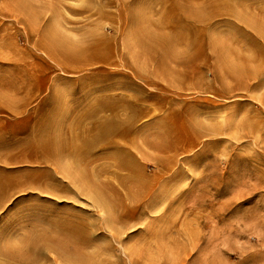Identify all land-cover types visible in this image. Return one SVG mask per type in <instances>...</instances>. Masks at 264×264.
<instances>
[{"label": "rangeland", "instance_id": "obj_1", "mask_svg": "<svg viewBox=\"0 0 264 264\" xmlns=\"http://www.w3.org/2000/svg\"><path fill=\"white\" fill-rule=\"evenodd\" d=\"M145 32L168 40L184 34L185 43L168 41L164 51L146 59L136 42ZM97 41L112 47V64L73 71V60L60 57L84 52ZM123 60L148 80L132 79L142 95H155L140 103L145 112L133 129L135 143L177 141L178 150L158 154L145 148L144 155L131 150L146 179L155 183L147 179L150 198L141 194L138 204L126 203L137 210L120 240L111 236L121 232L119 218L104 205L94 208L88 196L85 207L66 202L85 209L82 216L96 229L88 226L92 231L78 247L87 258L70 264H264V0H0V178L18 187L35 181L32 173L42 165L29 156V145L38 128L62 129L68 140L88 99L99 97L105 85L124 87L111 94L132 96L126 76L132 72ZM164 118L170 119V130L158 126ZM190 132L200 135L194 144ZM58 153L63 154L50 162L67 167L70 154ZM110 171L106 180L109 176L124 192L112 173L127 172ZM33 195L38 192L6 190L0 264H64L54 253L26 252L25 240L45 227L33 217L38 212ZM144 203L148 208L141 213Z\"/></svg>", "mask_w": 264, "mask_h": 264}, {"label": "bare ground", "instance_id": "obj_2", "mask_svg": "<svg viewBox=\"0 0 264 264\" xmlns=\"http://www.w3.org/2000/svg\"><path fill=\"white\" fill-rule=\"evenodd\" d=\"M217 5H218V2H217ZM176 6H177V4H176ZM213 6H214V4H213ZM225 7H227V6H225ZM12 8H14V7H12ZM176 11H177V9H176ZM183 13H184V11H183ZM174 14H176V12ZM210 14L211 13H209L208 15H210ZM186 16H188V15H186ZM202 17H203V15H202ZM194 18L196 19V17H194ZM194 18H193V20H194ZM197 18H198V16H197ZM204 18H205V16H204ZM207 20H208V18H207ZM194 22H195V20H194ZM158 27L160 28L162 26H158ZM234 29H236V28H234ZM189 30H191V29H189ZM225 38H228V37H225ZM183 39H185V36H184V34H180V33H175L173 38L170 40H168L166 37H164L162 35H159V33L158 34H152L150 32H145L143 35H136V42L141 47H143V56L146 57V59L148 58L147 55L152 56L151 54L154 51H157V49H161L162 51H164L165 50L164 47L166 45L169 46L168 44H171L168 41H173L174 43H176V42L180 43L183 41ZM187 39H188V37H187ZM104 42H106V41H104ZM104 42H103V44H104ZM188 42H186L187 43L186 48L189 47ZM97 43H98V41L96 43L93 42L89 46V48L86 49V51L81 52L79 54L73 53V55L71 54L68 56L64 52V53L60 54L61 55L60 57H62V56L64 58L68 57L71 61L73 60L72 64H74V66L71 64V68L73 71L82 70L85 68V66H88V65H94V64L110 65V64H112L110 59H109V57H111V56H109V54L112 52L111 51L112 47L109 49V47H110L109 44H108L109 47L108 46L104 47L105 45L104 46L101 45V46H103V47H101L99 45L101 42L98 44ZM195 43L197 44V42H195ZM183 46L185 48V44ZM186 51H187V49H186ZM165 55H166V53H165ZM58 57H59V55H58ZM139 57H136V58H139ZM188 57L189 56H187L186 58H188ZM81 58L82 59L85 58V59H83L82 61H79ZM143 58H142V60H145ZM191 59H194V58H191ZM177 62H176V64H179V62L178 63ZM121 64L123 65V67L129 65L128 68L131 69L132 74H128L126 76L131 79V80H129L130 84H129V87L127 89L131 88V89L135 90V92L133 93L132 96L124 97V96H122L120 94H116V93L111 94L114 90L119 89V88H124V87L123 86L115 87L113 85H105V87H102L100 89L101 90L100 92L102 94L99 97L88 99L91 101L86 106L87 108H85V110L82 112V114L76 119V121L74 123V128L72 127V128L68 129V131H69L68 132V135H69L68 140H66L64 138L66 135H65V131L62 129H60V130L58 129L57 131H59V132H57L54 128H50V127L48 128L47 126H41L40 128H38L37 140L35 141V143L29 145L30 151H31L29 156L34 158L33 159L34 162L40 163L42 165L41 168L33 171V173H32L35 181H30L29 184H27V186L23 185V186L18 187L14 182H12L8 179H2L3 176H2V178H0V204L2 203L3 199H5L6 190L9 188L12 189L13 191H18L20 188H21V191L30 190V191L35 192V190H36L38 192L39 196L52 197L53 201H50V200L48 201L46 199H42L38 195L37 196L33 195L32 196L33 199H30V201H32V203H33L32 207L36 208L38 211L37 214L34 215L33 217L38 219L41 223H43L41 225H45V227L43 226L39 232L35 231V233L30 234L31 236L29 238H27L26 240L24 239L25 240L24 245L26 247L27 254L34 255V254H39V253H48V254L54 253L56 255L55 256L56 260L58 258H61L62 260H64V264H70L71 261H73V260H74V262H82L85 258H87L85 255L81 254V252L79 251L80 249H78V247H79V245H82L81 243L85 241L87 234L90 231H92L94 226L91 223L87 224V221H85V216H82V215H86V214L81 213V212L85 211V209L83 210V209H80L81 207L78 208L76 206H73L72 204L68 205L66 203L67 201H70V200L73 202L80 201L83 203V205L85 207V203H84L85 199H83L84 196H88L90 198V200H91L90 204L94 208L100 207L101 205H104V209L109 211L107 213L108 214L110 213L109 214L110 216L112 213V215H116L119 218V221L117 223L120 227L121 232L119 230H117V233L111 232V234H112L111 236L115 241L120 240L119 235H120V233L122 234V230L130 228L133 226V224H130L131 223L130 220L132 221L134 219L133 215L135 214V211L133 209L137 210L136 206H135L136 208L131 207L132 210L134 211V213H133L132 210L126 206V203L134 201V200H135L134 203H136L137 202L136 200H138L137 195L141 196V194H143L145 196V198L146 197L150 198L152 195V191H148V185H149L148 182L150 180L154 179L153 183H155L154 182L155 178H153V179L151 178L149 180V177H147V179L149 181L146 179V177H145L146 175L144 176L141 165L133 156V151H135L141 155H144L145 148L151 149L152 151L157 152L158 154H165L168 152L176 153L178 150L177 141L171 142L169 144L156 143V142H153V143L144 142L141 147L137 146V143H135V140L133 138V129L135 127V123L138 121V119L145 112L141 109L140 103L145 102L148 98H150V99L155 98V95H148V97H146L147 95H142V90H141L140 86L134 84V82H132L133 81L132 79L136 78V79H139V80L147 83L148 80L146 79L144 74L140 73L138 70H136L133 66H131L129 63H127L124 60L121 62ZM147 65H149V64H147ZM182 65H184V64H182ZM69 68H70V66H69ZM144 70H146V69H144ZM126 81H128V80H126ZM217 96H220V97L223 96L224 97V95L221 96L220 93H218ZM156 102L160 103L158 101H156ZM189 106H188V108H189ZM189 112H190V110H189ZM169 120H167L165 118L160 119L157 124H158V126L160 125L163 128H165L166 130H168L170 128V126H169L170 123L168 122ZM170 122H172V121H170ZM171 131H169V132H171ZM156 135L154 134L155 137H156ZM167 135L169 136V134H167ZM170 135H172V134H170ZM199 136L194 135L193 133L190 132L191 143L194 144L197 141ZM163 137L164 136L162 133L161 138H163ZM28 141H29V139H28ZM131 150H133V151H131ZM65 151L68 152L67 154H70L68 156V160L70 161V164L67 163V167L60 168V167H57L53 162L52 163L50 162L51 158L54 155L63 154V153H58V152H65ZM164 157H166V156H164ZM53 160H61V159H59V158L54 159L53 158ZM104 160H112L113 164H108V163L105 164L103 162ZM56 162H58V161H56ZM158 162H159L158 165L160 167L161 172H164L165 167L163 166V162L161 160H158ZM161 162H162V164H161ZM166 165H168V164H165V166ZM61 166H63V165H61ZM111 167L114 170L116 169L118 171H126L127 172L126 176L125 175L121 176V174L118 175L116 172L112 173V177L114 176V179L117 181L118 186H120V188H122V190L124 192H122L120 189H118L117 186L115 187L114 185H112L110 183V181H108L109 176L106 180L105 175L107 173H109V174L111 173V171H110ZM73 169L76 172L72 173ZM157 176H154V177H156L158 180H160L161 177L160 176L157 177ZM0 177H1V175H0ZM109 180H112V179L109 178ZM150 184H151V182H150ZM133 187L135 189L139 190V192H137V190H135ZM133 190L136 191L135 194H134ZM141 198L143 199V196H141ZM141 198H139V199L142 200ZM61 201H64V203H66L67 205L64 204L62 206V205L56 204V203H60ZM107 201L111 204L112 207H108L106 205ZM136 204H138V203H136ZM131 206H133V205H131ZM142 208L143 209H142L141 213L145 212V209L148 208L147 203H144ZM99 210H101V208ZM107 213H106V215H107ZM113 213H115V214H113ZM158 215H159V213H158ZM104 221H106V218ZM88 226H93V227H92V229L91 228L88 229L89 228ZM109 227H110V225H108V228ZM112 227H110V228H112ZM98 230L100 231V228ZM95 231H96V229H95ZM21 239H20V243H21ZM17 242H19V241H17ZM9 248L10 249L12 248V245L10 247V243H9ZM7 250H9V249H7ZM9 251H11V250H9ZM23 255L24 254L22 252H20V256H23ZM150 255H151V253H150ZM49 257H51V256H49ZM55 257L53 259H55ZM131 258H132V256H131ZM60 262H61V260H60Z\"/></svg>", "mask_w": 264, "mask_h": 264}]
</instances>
